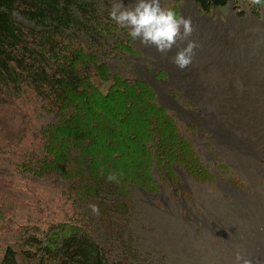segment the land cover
<instances>
[{"label":"trees","instance_id":"trees-1","mask_svg":"<svg viewBox=\"0 0 264 264\" xmlns=\"http://www.w3.org/2000/svg\"><path fill=\"white\" fill-rule=\"evenodd\" d=\"M229 1L195 0L204 13ZM72 4L0 0V235L12 236L0 264H133L111 260L99 245L89 205H98L102 222L120 232L113 218L129 215L137 187L159 194V182L178 183V171L198 183L215 179L155 90L111 72L97 50L69 31L114 36V48L129 52L116 35L129 37L126 29L93 3L77 5L83 24L70 14ZM13 12L52 28L26 27ZM93 43L100 49L97 37ZM46 116L55 122L41 123ZM109 173L119 182H108ZM60 180L70 183L56 193V205L46 190H33L36 182ZM105 196L118 199L110 205ZM13 208L24 211L16 221Z\"/></svg>","mask_w":264,"mask_h":264},{"label":"rangeland","instance_id":"rangeland-1","mask_svg":"<svg viewBox=\"0 0 264 264\" xmlns=\"http://www.w3.org/2000/svg\"><path fill=\"white\" fill-rule=\"evenodd\" d=\"M72 1L69 12L82 23L77 5L93 3L103 13L109 12L117 2ZM122 2L128 6L135 0ZM160 3L192 20L194 31L180 46L195 41L198 47L192 64L184 70L172 62L178 47L162 56L154 46H145L129 34L125 37L118 33L130 46L131 51L126 52L114 48L117 41L114 36L99 37L95 32L74 27L69 31H77L83 43L97 50L111 72L124 79L145 82L155 90L158 104L175 118L215 179L198 183L178 171V183L159 182V194L151 195L137 187L129 215L113 218L120 232L107 227L100 214L89 212L97 220L94 237L111 260L127 258L133 264H233L237 251L244 252L252 264H264V74L251 77L248 73L232 71L224 90L208 86L200 76L206 71L199 54L205 44H210L215 52L212 51L214 56L211 53L209 67L221 69L224 54L220 52L218 57L217 52L223 42L231 45L230 42L236 41V46L242 43L239 51L244 45L264 46V6L257 8L242 0H230L227 7L204 13L195 0H160ZM11 15L35 30L52 28L50 22L29 21L17 12ZM95 37L101 42L100 49L93 43ZM197 73L201 74L197 76ZM39 121L55 122L50 116ZM243 161L250 165L242 166ZM27 175L21 174L25 178ZM155 178L158 181L156 175ZM39 183H34V192L46 190L48 193L44 194L51 201L70 182ZM104 198L110 205L118 199ZM11 214L16 221L24 211L13 208ZM11 237L0 235V253Z\"/></svg>","mask_w":264,"mask_h":264},{"label":"clouds","instance_id":"clouds-1","mask_svg":"<svg viewBox=\"0 0 264 264\" xmlns=\"http://www.w3.org/2000/svg\"><path fill=\"white\" fill-rule=\"evenodd\" d=\"M250 4L264 6V0H250ZM109 17L121 28H127L133 40H139L145 46H154L162 56L178 47L172 62L179 69L184 70L192 64L198 45L189 41L186 46H180L194 31L192 20L178 15L172 8L162 7L160 0H135L128 6L117 0L109 10ZM106 179L108 182H119L113 173H109ZM89 208L93 214H100L98 205L90 204ZM233 264H252V260L244 252L237 251Z\"/></svg>","mask_w":264,"mask_h":264},{"label":"bare ground","instance_id":"bare-ground-1","mask_svg":"<svg viewBox=\"0 0 264 264\" xmlns=\"http://www.w3.org/2000/svg\"><path fill=\"white\" fill-rule=\"evenodd\" d=\"M187 15V14H186ZM194 28V27H193ZM205 34V33H204ZM243 35V34H242ZM243 37V36H242ZM224 40V39H223ZM230 42V41H229ZM229 43L223 42L221 50L217 52L218 57L222 54L221 59V69L220 68H210L209 63L211 62L210 57L215 50L212 48L210 44H205L203 47V50L199 53L201 55V60L203 62L202 66L204 67L203 69L206 71L205 75H200L197 73V76H201L203 80H205V83L208 86L212 87H225L227 81L229 80L228 75L231 74L232 71L245 74L248 73V75H251V77L259 76L264 74V46L259 44L257 47L253 46H242L241 51H239L240 43L239 45L237 44L236 41H232ZM245 43V42H244ZM258 44V43H257ZM219 46V45H218ZM237 49V50H236ZM214 52L212 53V51ZM237 51V52H236ZM221 52V54H220ZM197 53V52H196ZM212 53V54H211ZM260 54V57L257 55ZM216 55V54H215ZM214 56V54H213ZM195 57V56H194ZM217 58V57H216ZM168 59V58H167ZM195 59V58H194ZM199 59V58H198ZM217 60V59H216ZM215 62V61H214ZM217 62V61H216ZM220 62V61H219ZM219 64V63H218ZM175 65V64H174ZM195 69V67H194ZM188 71V70H187ZM194 73V72H193ZM196 73V71H195ZM238 76V75H237ZM224 77V78H223ZM244 77V76H243ZM224 80H223V79ZM245 78V77H244ZM243 79V78H242ZM247 80V79H246ZM183 83V82H182ZM185 83V82H184ZM198 83V82H197ZM200 83V82H199ZM255 83V82H254ZM186 84V83H185ZM196 85V83H195ZM240 85V84H239ZM248 85V84H247ZM198 86V85H197ZM234 86V85H233ZM236 86V85H235ZM238 86V85H237ZM253 86V85H252ZM205 87V86H204ZM228 87V86H227ZM184 88V87H183ZM234 88V87H233ZM254 88V87H253ZM191 89V88H190ZM194 89V88H193ZM213 89V88H211ZM224 90V88H223ZM223 99V98H222ZM219 100V99H218ZM223 102V101H222ZM249 163L246 161L241 162V165L246 167L248 166ZM250 165V164H249ZM241 167V166H240ZM242 169V168H241ZM246 170V169H245ZM254 175L252 176V178ZM254 180V179H253ZM261 191V190H260ZM262 195V194H261ZM259 197V196H258Z\"/></svg>","mask_w":264,"mask_h":264}]
</instances>
